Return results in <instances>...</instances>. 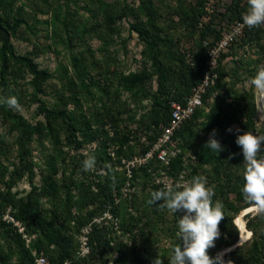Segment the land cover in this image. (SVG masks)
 I'll return each mask as SVG.
<instances>
[{
    "label": "trees",
    "instance_id": "16d2710c",
    "mask_svg": "<svg viewBox=\"0 0 264 264\" xmlns=\"http://www.w3.org/2000/svg\"><path fill=\"white\" fill-rule=\"evenodd\" d=\"M133 1V4L120 8L117 3L115 7L105 0H88L91 6L88 4L86 10L92 12L94 8V15L103 17L95 27L77 19L75 11L57 6L51 23L55 42L47 50L59 54L61 44L72 50L75 41H79L84 50L73 53L67 66L60 65L57 70L50 71L38 64L39 53L20 54L16 51L12 40L18 36L22 26L27 25L31 32L34 27L25 19L24 9L14 7L15 0H0V97L15 96L20 107L37 106V122L33 123L19 108L0 104L1 121L7 128L6 133H0V264H36L41 257L45 264H151L147 259L149 256L158 257L154 249L164 236L177 238L172 249L181 244L178 220L182 212L169 215L159 207L163 201L152 205L147 202L153 191L162 189L151 183L153 174H159L162 169L172 176L184 169L188 170L190 177H206L207 186L214 191L213 202L223 204L225 218L218 225L220 237L208 250L210 258L239 242L241 231L236 219L250 205L241 192L244 158L235 140L237 135L245 132L264 137V125L262 132L257 120L259 109L253 86L249 91H241L237 86L254 78L258 68L264 65V24L251 29L246 26L244 36L238 40L240 42L234 41L230 53L220 56L218 79L204 100L210 107L208 113L203 115V109L198 110L173 138L180 140L182 154L172 158L170 166H164L155 156L133 170L132 177H129L126 171L115 169L117 164L108 151L109 144H114L118 146V161L131 159L137 154L134 150L142 140V137H134L130 128L123 130L120 119L116 121L114 117L118 113L133 112L131 104L120 99L122 93L130 94V101L136 109H143L146 101L151 104V110L143 115L139 127L149 145L142 142L138 154L146 155L163 128L170 124L172 103L185 104L193 90L202 83L211 50L223 37L215 28L213 17L205 23L204 18L208 15L206 0H197L195 5L179 0V6L170 15L165 14V0L163 3L162 0ZM233 1L230 16L226 13L222 17H229L234 26L242 21L248 4H244L245 0ZM70 2L72 0H67V5ZM175 16L191 30L190 38L200 33L199 41L191 49L192 65L186 63L185 55H181L175 39L168 34L169 23ZM123 18L129 21L130 34H136L143 43L141 55L150 63V67L145 64L129 74L112 70V57L105 63L98 61L94 49L86 43V39L97 38L109 46L114 36L121 35L122 28L118 22ZM211 35L215 39L209 42ZM246 47L254 50L256 57L240 55ZM105 50L106 57L110 56L109 49ZM229 56H238L230 70L223 65ZM92 70L99 78L91 75ZM56 79L60 82V89L53 83ZM154 82L157 83L156 89ZM50 89L56 91L53 100L43 99ZM216 92L220 101L209 104L210 97ZM95 102L102 105L99 107ZM83 103H90L87 111L83 110ZM202 115L204 121L200 120ZM109 124L114 131L113 137L106 128ZM229 128L233 131H227ZM214 129L217 133L215 138L225 149L218 154L205 147ZM8 135L13 140H9ZM199 137L201 141L196 142ZM131 139L138 145L135 142L130 145ZM91 143H96L91 156L95 157V165L99 169L92 173V170L83 169V161L88 156L81 153ZM38 147L44 156L39 172L40 185L36 183L37 174L32 161ZM189 150L196 161L187 164L184 154ZM263 157L264 145L258 153V158ZM25 177H28L31 191L19 198L13 193V188ZM140 179L144 184L142 198H134L131 206L122 202L120 208L116 207L117 201L123 198L122 189L126 183L131 181L135 185ZM42 199L48 201V208L43 206ZM108 205H115L113 213L122 218L124 234H131L133 247L123 242L118 232L109 229L108 225L93 221L96 216L104 214ZM130 208L136 212V217ZM7 213L24 227L23 234L14 223L3 220ZM245 217L246 228L252 236L227 252L224 259L232 264H264V214ZM143 218L146 222L141 224ZM89 225L90 254L80 257L78 237ZM24 235L32 239L31 245H27ZM163 251L164 257L170 256L169 250ZM170 259L164 264H169Z\"/></svg>",
    "mask_w": 264,
    "mask_h": 264
},
{
    "label": "rangeland",
    "instance_id": "374dc122",
    "mask_svg": "<svg viewBox=\"0 0 264 264\" xmlns=\"http://www.w3.org/2000/svg\"><path fill=\"white\" fill-rule=\"evenodd\" d=\"M105 1L114 5V6L117 3L118 7H120V8L125 6L126 4H133L134 3L133 0H127L126 2H125V0H105ZM187 2H188V4L195 5L197 0H187ZM162 3H163V0H162ZM88 4H89L88 0H87V2H83L81 0H72V2L69 3V5H67V0H15L14 7L16 9L23 8L24 13H26L25 19L27 20L29 25L34 27L33 32H31L30 30L27 29V25L24 24L22 26L18 36L16 38H13L12 41H13V45H14L16 51L20 54H27V53H32V52L39 53V57L37 59L38 64L43 68L49 69L50 71L57 70V68L60 65H66L67 66L70 63V60H71L73 53L76 54V52H78V51H83L84 47L80 44L79 41H75L74 42L75 48L72 50L68 49V47L61 44L58 47L59 54L50 53L47 50V47L49 45H53V43L55 42L54 41L55 34H54V30L51 26L52 16L54 15V11L57 8V6H61L63 8V10L65 8H67V9H71V10L75 11L76 12L75 17L77 19H79L83 22H87V23H89V25H91V26L93 25V27H95L97 24L102 22L101 19H103V17L95 16L94 15V12H95L94 8H92V12H89L88 10H86V7L91 6L90 4H89V6H87ZM179 4H180L179 0H165V4H164L165 14L170 15L172 13L173 9H177ZM232 4H234L233 0H206L205 1V9L208 13V15H206V17L204 18L205 23L206 24L209 23L213 17V19H215V22L213 24H215V28L217 29V31L220 32L221 37L225 33H229L233 28V24L229 20V17H227V18L222 17V14H226V13L228 16H230ZM244 4H247V0L244 1ZM41 9L44 10L45 12L40 11ZM165 22L168 23L169 19ZM118 25H120L122 28L121 35L120 36H118V35L114 36L113 41L109 46H105L104 42L97 39V38L86 39V43L90 47H92V49H94L96 59H99L98 61L105 63L106 60L109 59V57H112L111 59H114L113 60L114 63L111 65V67H112L111 69L112 70L113 69L118 70V71L123 72L125 74L135 72V71L141 69L145 64H147V66L150 67V63L146 62L145 59L141 55V52L144 49L143 43L139 40V38L136 34L131 35L129 32V21L126 20V18H123L121 21L118 22ZM169 25L170 26H169L168 34L175 39L176 46L179 47L181 55L182 56H183V54L185 55L184 57H185L186 63L192 65L193 64V56H192L193 51L191 49L194 47V44L196 43V41H199L200 33L197 32V34H195L193 37L190 38V36H188V35L191 34V30L187 29L182 24V22L180 21V18L178 16H175L173 21H171L169 23ZM204 26L205 25H203L202 28H205ZM242 36H244V33H242L237 38V40L235 39L234 41L240 42L238 40ZM214 39H215V37L213 35H211L209 42H212ZM218 42L219 41H217V43ZM232 44H233V42H232ZM230 47L227 50L222 51L221 55L224 53H230V51H229ZM105 48H108L109 51L111 52L110 56L106 57L107 54H105V51H106ZM103 49H104V51H103ZM255 53L256 52H254V50L252 51L250 49V47H246V48L241 50L240 55H246V56L251 55V58H254V57H256ZM236 57H238V56H236ZM236 57H232V56L227 57L223 61V65H225V67H227L228 70H230L231 68H234L236 61L238 60V58H236ZM108 67H106V68H108ZM71 71L73 72L72 67H71ZM91 75L99 78V76L96 75L93 70H92ZM226 80L229 81V78H227ZM53 83H54V85H56L58 87L57 89H60L61 85H60V82L58 79L54 80ZM227 83H229V82H227ZM156 86H157V83L154 82L155 89L157 88ZM251 87L252 86L249 84V81H242L237 86V88H239L241 91H243V90L249 91ZM254 90H255V95L257 97V103H258V109H259L257 120H258L259 127H260L261 131L263 132L264 95L259 93L255 88H254ZM55 93H56V91L54 89H50L48 91V95L44 96L43 99L52 101L53 98L55 97ZM210 98L211 99L209 100V104H212L215 101L216 102L220 101L218 92H216ZM120 99L122 101L129 102L131 104L130 107H131V109H133V112H128V113H125L123 115H121V113L115 114L114 117H115L116 121L120 119V123L122 126L121 128L123 130H128L129 128L131 130H133L134 131V135H133L134 137H136V138L142 137V140L140 141V145L142 142L149 145V142L145 139L146 137L140 132L139 127H140V123L142 122L143 115L151 110L150 102H148V101L144 102L143 109H136L137 107L135 108L134 104L131 103V101H130V94L128 92H123ZM94 104H97L99 107L102 105V103H98V102H95ZM89 105H90V103L88 105L85 103L83 105V110L87 111L89 108ZM36 108H37V106L34 105V106H30V107H19L18 110L27 119H29L31 122L36 123L37 122V118L35 116ZM71 109H72V111H76V109L74 110L73 107H71ZM202 109H203V112H204L203 115H204V114L208 113L210 107H209V105L205 104V106ZM203 115L200 119L201 121H204ZM1 119L2 118L0 117V133H6L7 128L3 125ZM106 128L108 129V131L110 130V136L113 137L114 131L112 130L111 125L109 124ZM202 135H204V134H202ZM7 137L9 140H13L12 136L8 135ZM131 140L132 141H130V145H133L134 142L136 145H138L136 141H134L133 139H131ZM195 141L199 142V141H201V138L199 137ZM179 143H180L179 139L177 141L173 140L170 143V145L168 147L169 164H165L162 162L164 164V166H170V164L172 162V158H175L178 155L182 154V149L180 148ZM140 145L137 146L136 149L134 150L135 153H137V154L134 155L131 159L121 158V160L118 161L117 153H116L118 146H116L114 144H112V145L109 144L108 151L111 154V157L113 158V160L117 164V166H115V169L117 171H120V172L126 171V173L128 172L126 170L124 161H127V162L132 161L135 164V167H136L135 169L140 168L139 165H140V162L142 161L141 158L144 157L143 154H138L141 152L140 151V149H141ZM35 146L37 147L38 144ZM95 148H96V143H91L85 149L81 150V153L89 157V156H91V152L94 151ZM41 150L42 149L40 147H38L36 149L34 157L32 158V161H33L34 167H35L34 169H35V172L37 174L36 183L38 185L41 184V176H40L39 172H40V168L43 165V161H44V156H43V154H41ZM123 157H125V156H123ZM184 159H185V162L187 164H190V163L196 161V157L191 152V150L185 152ZM94 170H99L96 165H94L91 173ZM102 173L107 174V172H102ZM191 178H193V177H190L188 170H184V169L180 170L174 176H172V174H170L169 171L162 169L159 174H153V178L151 179V183L154 185H159L163 189L166 186H169V185L174 186V185H176L182 181L190 180ZM137 182H138V184H135V185L131 181H128L126 183L125 187L122 189V194H123L122 197L123 198L121 200L117 201V203L115 204L116 207L120 208L122 205L121 204L122 202L128 203L131 206L135 199L142 198V195L144 194V184L142 182V179L138 180ZM30 191H31V186H30V183L28 182V177H25L22 182H20L17 186H15L13 188V193H16L19 198L26 196ZM40 197H42V196H40ZM231 198L233 199L234 196L232 195ZM41 201H42L43 206L48 208V206H49L48 201L46 202L45 199H42ZM115 205L114 206L108 205L106 207L105 210L110 212V215H111L110 217H112V221L104 222V224H102V226L106 224L109 226V229L117 231L118 235H120L121 240L123 242L127 243L129 245V247H133L134 242L130 238L131 234H126V235L124 234L126 232L123 230V228L121 226L122 218H120L119 216H115V214L113 213ZM90 209H92V208H90ZM153 209H154L153 207L150 208L151 211H153ZM129 211L131 212V214H133V216L136 217V212L132 208H130ZM163 211H167L166 214L167 213L169 215L172 214L167 209H164ZM244 213H245V210H243L239 214L238 217L242 216L244 222L246 223L247 219L245 216L248 213H246V214H244ZM9 215H11V214L7 213L6 215H4V218H3V220L6 221L7 223H9V220H10ZM183 215H184V213L182 212L180 214V217L182 218ZM101 216H103V215L96 216L93 221H95L96 219H99ZM237 219H236V222H237ZM145 222H146V220L143 218L141 220V224H143ZM10 223H11V220H10ZM88 231L89 232L91 231L90 225L88 227H86L85 229H83V232L78 237V239L81 242L80 250L84 249L86 251V247L84 246V243L86 242V238H84V237L82 238V236H84V234H86ZM245 237L249 238V235L245 234ZM178 238H180V237H178ZM33 239H36V237H34ZM176 239L177 238H170L168 236H164L161 239V241L159 242V244L155 246L154 251L157 253L158 258L161 260V264H164L171 257V254H172L171 249L174 246V244H176V241H177ZM31 244H32V242H30L29 244L27 243L28 246ZM114 246H115V244H114ZM181 246H182V241H181ZM163 250H169V251L171 250L170 256L164 257L165 254H164ZM225 250L226 249L220 251L219 254L221 255L222 252H224ZM149 257L150 258L147 259V262L153 264V262L156 258H153V256H149ZM111 264H114V262H112Z\"/></svg>",
    "mask_w": 264,
    "mask_h": 264
},
{
    "label": "clouds",
    "instance_id": "9594fccd",
    "mask_svg": "<svg viewBox=\"0 0 264 264\" xmlns=\"http://www.w3.org/2000/svg\"><path fill=\"white\" fill-rule=\"evenodd\" d=\"M247 4L248 9L242 15V26L249 29L260 27L264 24V0H247ZM249 84L264 95V65L258 68ZM0 104H6L10 108L20 107L15 96L0 97ZM227 131L233 130L229 128ZM236 131L239 132V129ZM216 135L214 129L205 147L218 154L225 149L215 138ZM235 143L242 149L244 158V184L241 188L243 198L250 205V211L257 215L264 214V158H258V153L264 145V137L245 132L237 135ZM94 165V156H89L83 161L85 171L92 170ZM213 196V189L207 186V178L202 175L151 193L148 204L163 201L159 204L161 210L167 209L173 214L184 213L178 220L182 246L180 244L172 249L169 264H224L220 254L215 258H210L207 254L208 250L215 246L214 241L220 237L218 225L225 218L223 204L220 201L214 203ZM153 264H161V260L157 257ZM228 264L232 262L228 261Z\"/></svg>",
    "mask_w": 264,
    "mask_h": 264
},
{
    "label": "built area",
    "instance_id": "2783aa9c",
    "mask_svg": "<svg viewBox=\"0 0 264 264\" xmlns=\"http://www.w3.org/2000/svg\"><path fill=\"white\" fill-rule=\"evenodd\" d=\"M242 25H243V21L234 25L232 30L229 33H225L221 38V40L218 42V44L211 50L210 59L208 61V70L204 75V79L202 83L193 90L190 97L187 98L185 104H180L177 102L172 103L171 122L168 126H165L163 128L162 134L158 138L157 142L153 145V147L149 150V152L146 155H144V157L141 158L142 161L140 162L139 165L140 167L148 163V161H150L151 158L155 156L159 158L161 162L165 164H169L168 147L170 143L173 141L175 133L178 130H180L184 125V123L190 120L198 110L202 109L205 106L204 103L205 97L209 89L213 85H215L218 79L217 69H218L219 58L221 56V53L222 51L227 50L231 46L232 42H234V40L237 37H239L242 33H244L246 26H242ZM124 164L126 170L128 171L127 173L129 177H132V172L136 168L134 162L124 161ZM110 216H111L110 212L106 211L103 214V216H101L99 219H96L94 222L96 224L102 225L104 224V222L112 221V217ZM9 218L11 222L14 223L16 227L19 228V232L23 234L24 227L19 222H17L11 215H9ZM88 234L89 231L86 234H84V236H82V238L83 237L86 238V242L84 243V246L86 247V251L84 249L80 250L78 252V255L80 257H86L87 255L90 254ZM24 239L28 244L32 242V240L27 235H24ZM36 264H45V259L42 257L38 258ZM67 264H72V263L67 262Z\"/></svg>",
    "mask_w": 264,
    "mask_h": 264
},
{
    "label": "bare ground",
    "instance_id": "6f19581e",
    "mask_svg": "<svg viewBox=\"0 0 264 264\" xmlns=\"http://www.w3.org/2000/svg\"><path fill=\"white\" fill-rule=\"evenodd\" d=\"M263 111H264V105H263ZM245 211H246V210H245ZM236 223H237L238 227L241 229L240 231H241L242 240H243V241H244V240L246 241L247 239H249L250 236H251V233L247 230L246 225H245V222H244L242 216L238 217ZM245 234H248V235L250 234V235H249V238H246V237H245Z\"/></svg>",
    "mask_w": 264,
    "mask_h": 264
},
{
    "label": "water",
    "instance_id": "95a60500",
    "mask_svg": "<svg viewBox=\"0 0 264 264\" xmlns=\"http://www.w3.org/2000/svg\"><path fill=\"white\" fill-rule=\"evenodd\" d=\"M249 209H250V208L246 209V211H245L244 214H246V213H248V214H249V213H250V214H255L254 212L250 211ZM248 214H247V215H248ZM239 230H241V229L239 228ZM251 236H252V232H251ZM247 240H248V239H247ZM247 240H246V241H247ZM246 241H245V240H244V241L242 240V236H241V232H240V240H239V242H238L236 245H234L233 247L227 248V249H226L224 252H222V254H221V256H222L223 261H224L225 264H228V263L225 261V259H224L225 254H226L227 252H230V251L234 250L237 246H239V245L245 243Z\"/></svg>",
    "mask_w": 264,
    "mask_h": 264
}]
</instances>
